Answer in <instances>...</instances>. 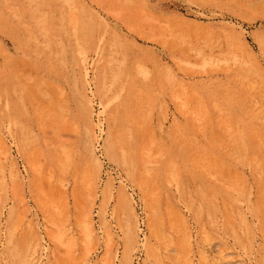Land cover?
I'll return each mask as SVG.
<instances>
[{
	"label": "rangeland",
	"instance_id": "obj_1",
	"mask_svg": "<svg viewBox=\"0 0 264 264\" xmlns=\"http://www.w3.org/2000/svg\"><path fill=\"white\" fill-rule=\"evenodd\" d=\"M0 264H264V0H0Z\"/></svg>",
	"mask_w": 264,
	"mask_h": 264
},
{
	"label": "bare ground",
	"instance_id": "obj_2",
	"mask_svg": "<svg viewBox=\"0 0 264 264\" xmlns=\"http://www.w3.org/2000/svg\"><path fill=\"white\" fill-rule=\"evenodd\" d=\"M123 159H125V158H123ZM94 161L97 162V160H96L95 158H94ZM123 161H124V160H123ZM171 181H172V180H171Z\"/></svg>",
	"mask_w": 264,
	"mask_h": 264
}]
</instances>
